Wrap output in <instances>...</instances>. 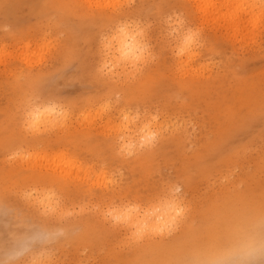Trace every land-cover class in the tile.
Wrapping results in <instances>:
<instances>
[{"label":"rangeland","instance_id":"374dc122","mask_svg":"<svg viewBox=\"0 0 264 264\" xmlns=\"http://www.w3.org/2000/svg\"><path fill=\"white\" fill-rule=\"evenodd\" d=\"M208 1L0 0V264H159L163 246L204 228L194 213L264 179V0H213L215 14ZM122 27L136 53L118 50ZM47 104L63 107V123L28 130ZM213 137L219 148L195 163ZM41 176L56 186L31 180ZM171 194L180 213L154 230L105 215H154ZM195 238L174 247L186 263L201 257Z\"/></svg>","mask_w":264,"mask_h":264},{"label":"bare ground","instance_id":"6f19581e","mask_svg":"<svg viewBox=\"0 0 264 264\" xmlns=\"http://www.w3.org/2000/svg\"><path fill=\"white\" fill-rule=\"evenodd\" d=\"M242 1L243 5L246 0ZM213 2V0L206 2L203 6L204 12L212 14L216 13V3ZM253 2L254 6L263 5L261 0H253ZM120 18L121 17H118L117 21H119ZM114 35H116L114 38L117 41L118 50L120 52H127L129 50L130 53H136V44L134 42V35L132 36L131 29L122 27L116 31ZM196 95L201 96L202 92L198 90V94H195L194 96ZM196 98L200 99L201 97ZM219 105L220 104H218V106ZM221 107L223 106L221 105ZM45 109H54L56 112L64 113V111H62L64 110L63 107L60 109L55 105L47 104L45 107H42V111L38 109V119L43 120L50 116L48 112L43 111ZM227 109L228 108L223 107L224 112L225 110L227 112ZM228 110L229 111L225 114L226 117L233 119V117H235V114H233L234 112L230 109ZM253 113L254 111L250 110L247 115H252ZM256 114L257 113L252 116H248L249 119H252L253 121ZM222 127L221 129L219 127L217 135L226 134L225 131L228 129H222ZM213 138L206 139L203 149L193 156L195 163L202 161L206 157V154H209L214 150L216 152V149L219 148L223 140H221L220 137ZM172 142L173 141L170 140L166 144L169 145ZM260 168L262 170V166ZM259 175L255 177L254 182L247 184L245 190L238 191L234 187L233 191L226 193L229 196L225 195L226 197H222L217 200L218 203H216V206L202 212L194 213L191 216L190 224L198 219L201 222H205L204 228L201 229V231L198 229V233L194 235L197 230L192 229L193 226H189L188 231L185 232L179 239H175V242L171 246L165 245L162 247L163 250L161 251H166V253L156 256L154 258L155 262L159 264H232V261L237 255L240 256L241 254L254 250L257 251V256H264V179L259 177ZM31 180L36 185L49 186L51 188L55 187L57 182L55 178L47 176L32 178ZM244 180L246 183L249 182L248 178H245ZM257 182L258 184H262L258 185ZM57 186L61 188L66 185L58 184ZM66 192L68 193V191ZM126 197L127 196L121 197V195H111L108 199L114 203L113 205L119 206V204H121ZM174 197L175 196H172L171 194L165 202L160 205L162 208L158 211V213H155L154 215L146 213L149 216L145 215L141 217L137 214L136 218L138 220L143 219L147 225L148 221H152V224H149L152 225V230H154L157 226L159 227V225L164 222L172 220L171 217L175 216V213L176 216L178 215L177 213H180L181 204L177 201V197L176 199ZM51 199L58 204L61 203L57 197H52ZM117 201H119V204H116ZM0 208H3L2 201H0ZM191 235L196 238L193 239L190 249L200 254L201 257L195 258L192 263H186L185 259L187 258L189 251L184 248L174 249V247L179 246L180 243L188 241L191 238ZM17 236L18 234L12 231V238L16 239ZM138 262L148 264L142 260H138ZM241 263H245V260H242Z\"/></svg>","mask_w":264,"mask_h":264},{"label":"clouds","instance_id":"9594fccd","mask_svg":"<svg viewBox=\"0 0 264 264\" xmlns=\"http://www.w3.org/2000/svg\"><path fill=\"white\" fill-rule=\"evenodd\" d=\"M49 113L52 120V125L57 123H63L65 118L64 113L56 112L54 109H45ZM127 119V117H125ZM26 124L28 130L31 131H40V129L45 126V124L41 123L37 118V111L29 112L26 116ZM150 136L152 134H149ZM27 158V157H25ZM140 212L138 206H127L124 208H110L106 211L105 215L113 220L114 223L124 224L125 226L135 229L137 231L146 227V222L143 219H137V214Z\"/></svg>","mask_w":264,"mask_h":264}]
</instances>
